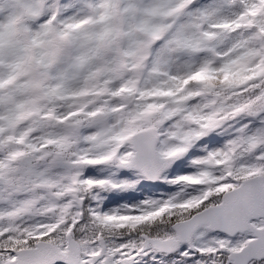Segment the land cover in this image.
<instances>
[{
  "label": "snow or ice",
  "instance_id": "1",
  "mask_svg": "<svg viewBox=\"0 0 264 264\" xmlns=\"http://www.w3.org/2000/svg\"><path fill=\"white\" fill-rule=\"evenodd\" d=\"M0 264H264V0H0Z\"/></svg>",
  "mask_w": 264,
  "mask_h": 264
}]
</instances>
